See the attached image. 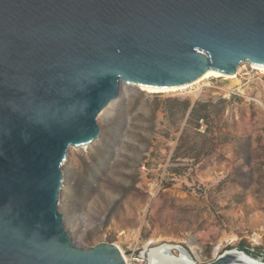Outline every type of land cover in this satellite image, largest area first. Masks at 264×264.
<instances>
[{
    "label": "water",
    "instance_id": "obj_1",
    "mask_svg": "<svg viewBox=\"0 0 264 264\" xmlns=\"http://www.w3.org/2000/svg\"><path fill=\"white\" fill-rule=\"evenodd\" d=\"M242 64L264 68V0H0V264H127L65 229L69 149L101 138L122 86L180 88ZM173 245L147 264H264L241 247L202 263Z\"/></svg>",
    "mask_w": 264,
    "mask_h": 264
},
{
    "label": "rangeland",
    "instance_id": "obj_2",
    "mask_svg": "<svg viewBox=\"0 0 264 264\" xmlns=\"http://www.w3.org/2000/svg\"><path fill=\"white\" fill-rule=\"evenodd\" d=\"M235 81L121 87L97 118L101 138L70 148L63 166L59 210L76 246L114 244L141 260L178 244L209 263L253 245L264 225V73L242 64Z\"/></svg>",
    "mask_w": 264,
    "mask_h": 264
},
{
    "label": "bare ground",
    "instance_id": "obj_3",
    "mask_svg": "<svg viewBox=\"0 0 264 264\" xmlns=\"http://www.w3.org/2000/svg\"><path fill=\"white\" fill-rule=\"evenodd\" d=\"M254 69L264 73V68L263 67H256L254 66ZM220 77H224L226 80H229L232 82V86H234L237 82L235 81V79L237 78V74L235 76H232V77H225V76H221L219 73L217 72H209L207 75H205L203 78H201L199 81H197L196 83L194 84H200L201 82L205 81V80H209L211 78H220ZM190 87L191 86H194L193 84L192 85H189ZM189 86H183V87H180V88H169V89H161V88H152V87H145V86H139V88L142 90V91H147L149 93H164V92H171V91H178V90H185L187 89ZM175 246V245H173ZM196 249V247L194 248ZM192 250V249H191ZM193 251V250H192ZM122 252V250H121ZM194 252V251H193ZM123 254V252H122ZM195 254V252H194ZM196 255V254H195ZM124 256V255H123ZM141 256H144L141 255ZM127 256H124L125 260L128 261V259L126 258ZM197 257V256H196ZM198 258V257H197Z\"/></svg>",
    "mask_w": 264,
    "mask_h": 264
},
{
    "label": "built area",
    "instance_id": "obj_4",
    "mask_svg": "<svg viewBox=\"0 0 264 264\" xmlns=\"http://www.w3.org/2000/svg\"><path fill=\"white\" fill-rule=\"evenodd\" d=\"M248 66L253 70V71H258L256 69H254V66H251L250 64H248ZM260 72V71H259ZM253 245L252 247L254 248H262L264 251V225L261 228L260 232L255 233L253 236ZM140 259H131L126 261L127 264H146V258L144 256L139 255Z\"/></svg>",
    "mask_w": 264,
    "mask_h": 264
},
{
    "label": "flooded vegetation",
    "instance_id": "obj_5",
    "mask_svg": "<svg viewBox=\"0 0 264 264\" xmlns=\"http://www.w3.org/2000/svg\"><path fill=\"white\" fill-rule=\"evenodd\" d=\"M175 246H177V245H175ZM249 246H250L249 248H251V249H249V251L246 250V249H243V248H242V249L245 250L248 254H250V253L252 254V253H253L254 255H257L259 258L264 259V251H263L262 248H255V250L258 249V250H260V251L263 252L262 254L259 255V254H257L256 251L254 250V247L252 248V246H251L250 244H249ZM237 247H241V244L238 245V246H236L235 248H237ZM230 249H232V248H229L228 250H230ZM225 251H227V250H225ZM225 251H223V252H225ZM175 252H176L175 254H178L177 251H175ZM223 252H222V253H223ZM222 253H221V254H222ZM221 254H219V255H221ZM146 259H147V257H146Z\"/></svg>",
    "mask_w": 264,
    "mask_h": 264
},
{
    "label": "trees",
    "instance_id": "obj_6",
    "mask_svg": "<svg viewBox=\"0 0 264 264\" xmlns=\"http://www.w3.org/2000/svg\"><path fill=\"white\" fill-rule=\"evenodd\" d=\"M79 193H80V192H79ZM249 247H250V246H249L248 244H246V243L241 244V248L246 249V250H248V251H249V249H251V248H249ZM254 250H255V248H254ZM255 251H256V253L259 254V255L263 253L262 251H260V250H258V249H256Z\"/></svg>",
    "mask_w": 264,
    "mask_h": 264
}]
</instances>
